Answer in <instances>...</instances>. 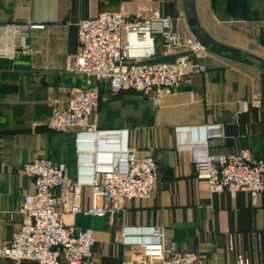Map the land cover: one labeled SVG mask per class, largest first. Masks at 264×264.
Listing matches in <instances>:
<instances>
[{"label": "crops", "instance_id": "obj_1", "mask_svg": "<svg viewBox=\"0 0 264 264\" xmlns=\"http://www.w3.org/2000/svg\"><path fill=\"white\" fill-rule=\"evenodd\" d=\"M136 1L137 10L122 6L120 11L131 16L146 8H140L143 5L159 8L164 16L181 17L177 30L192 35L183 0ZM110 4L111 0H0V34L9 23L46 26L31 32V54L0 58V245L22 225L21 202L33 189L34 179L22 170L25 163L36 157L62 162L56 152L68 148V174L76 178L74 130L54 132L46 122L54 101L67 107L73 91L86 87L81 75L66 70L68 58L79 51V22L111 11ZM195 8L201 26L215 41L264 59V0H195ZM196 61L208 71L194 76L191 86L178 85L169 94L127 99L120 98V92L112 95L107 82L96 84L102 95L103 126L93 116L90 123L128 128L131 146L156 159L159 181L151 198L123 201L115 216H65L67 223L93 229L95 264H127L129 250L120 243L126 224L163 226L181 250L202 255L205 264H238L239 257L264 264V191L256 200L246 191L211 193L207 182L196 177L190 154L177 149L175 135L177 126L222 123L225 138L211 142L213 152L245 148L264 161V73L207 51ZM243 100L261 103L240 112ZM107 120L111 126L104 124ZM89 195L83 192L84 204ZM0 264L29 262L0 258Z\"/></svg>", "mask_w": 264, "mask_h": 264}, {"label": "built area", "instance_id": "obj_2", "mask_svg": "<svg viewBox=\"0 0 264 264\" xmlns=\"http://www.w3.org/2000/svg\"><path fill=\"white\" fill-rule=\"evenodd\" d=\"M181 21V17L164 16L159 8H142L131 16L102 11L79 22V51L68 58L66 70L81 75L86 87L73 91L67 107L54 101L46 122L54 132L74 130L76 178L69 176L66 163L47 157L23 165V172L34 179L33 189L21 202L22 225L9 242L0 245L1 259L95 264L93 229L67 223L65 216L112 217L121 211L123 201L152 197L159 181L156 159L131 146L128 128H98L90 118L102 97L97 83L107 82L112 95L133 90L157 96L169 94L178 85L189 87L194 76L208 71L196 61L205 49L192 35L177 30ZM45 27L37 22L2 26L0 58L15 60L31 54V32ZM170 55H177L172 63H148ZM260 103L240 101L239 111L247 112ZM175 135L177 149L190 154L196 177L207 182L211 193L246 191L256 200L264 191L263 160L245 148L232 153L212 151L211 142L225 138L224 124L177 126ZM85 190L90 194L88 204H84ZM120 243L129 250L127 264H205L202 255L181 250L163 226L126 224ZM238 264H249V260L239 257Z\"/></svg>", "mask_w": 264, "mask_h": 264}, {"label": "water", "instance_id": "obj_3", "mask_svg": "<svg viewBox=\"0 0 264 264\" xmlns=\"http://www.w3.org/2000/svg\"><path fill=\"white\" fill-rule=\"evenodd\" d=\"M183 2L188 28L192 36L199 42V44L205 49V51L211 52L219 56H224L241 64L252 66L260 72L264 73L263 58L255 56L253 54H249L245 51L233 47L223 45L215 41L200 24L196 13L195 0H183ZM176 57L177 55L161 56L151 61H148V63H172L174 62Z\"/></svg>", "mask_w": 264, "mask_h": 264}, {"label": "rangeland", "instance_id": "obj_4", "mask_svg": "<svg viewBox=\"0 0 264 264\" xmlns=\"http://www.w3.org/2000/svg\"><path fill=\"white\" fill-rule=\"evenodd\" d=\"M136 3H139V2H137L136 0H111V4H110L111 5L110 6L111 8H110V10L111 11H120L122 9V6H124V8H126V9H134V10H137L138 7H136L137 6ZM142 7H146V8L149 9L152 6L143 5L140 8H142ZM144 12H145V14H148L149 13V11H144ZM252 49L253 50H256L257 49L256 45H254L252 47ZM119 96H120V98L125 97L127 99H134V98H137V97L147 98L150 95L145 94L143 92L133 91V90H123V91H120ZM53 106H54V103H53ZM92 116H93V118H99V124L103 126V119H102V116L103 115L101 113V106L98 109V111H96ZM112 123L113 122H110L109 120H107L104 124L106 126H111ZM62 140H63V137H62ZM65 149L66 148H61L59 150V152H56V155H58V158L62 159V162H64V163H66L67 158H69V156H68L69 155V150H68V148L66 150ZM93 258H94V249H93Z\"/></svg>", "mask_w": 264, "mask_h": 264}, {"label": "bare ground", "instance_id": "obj_5", "mask_svg": "<svg viewBox=\"0 0 264 264\" xmlns=\"http://www.w3.org/2000/svg\"><path fill=\"white\" fill-rule=\"evenodd\" d=\"M100 146H101V149H104L105 143H104V142L101 143ZM91 149H93V146L91 147ZM94 149H95V148H94ZM93 151H94V150H93Z\"/></svg>", "mask_w": 264, "mask_h": 264}]
</instances>
